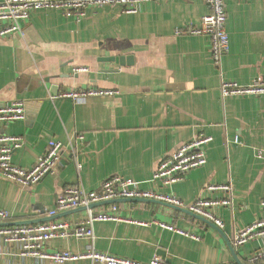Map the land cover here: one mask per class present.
Instances as JSON below:
<instances>
[{
	"label": "crops",
	"instance_id": "0c3cea01",
	"mask_svg": "<svg viewBox=\"0 0 264 264\" xmlns=\"http://www.w3.org/2000/svg\"><path fill=\"white\" fill-rule=\"evenodd\" d=\"M209 12L203 0L147 2L136 14L119 7L90 8L79 20L41 10L25 23L24 36L0 38V105L22 100L26 108L23 120L0 123V134L24 139L13 161L31 167L51 139L64 148L55 171L35 186L0 175V209L11 221L48 217L65 188L98 190L112 175L149 190L159 162L201 133L212 137L206 165L156 191L188 206L202 195L227 196L205 193L211 183L234 186L232 204L219 210L225 236L168 205L120 201L95 207L116 204L121 219L95 222L93 240L58 238L47 250L84 253L92 246L144 263L160 256L166 264H238L228 241L233 246L235 230L264 220V94L225 97L221 86L264 78V0H227L229 49L219 67L206 36L175 33L200 25ZM87 88L118 93L78 100L63 96ZM86 216L85 209L55 220L77 223ZM263 247L259 238L233 246L245 264ZM0 252V264H95L88 258L54 263L25 257L19 243L10 244L2 235Z\"/></svg>",
	"mask_w": 264,
	"mask_h": 264
},
{
	"label": "built area",
	"instance_id": "2783aa9c",
	"mask_svg": "<svg viewBox=\"0 0 264 264\" xmlns=\"http://www.w3.org/2000/svg\"><path fill=\"white\" fill-rule=\"evenodd\" d=\"M159 1L164 0H1L0 38L16 34L24 36V25L36 11L58 10L67 17H74L79 20L86 15L90 8L119 7L124 13L136 14L142 4ZM203 1L207 4L210 12L203 17L201 24L198 26L189 25L186 30L177 28L175 33L206 36L211 44L214 64L219 67L223 56L229 49V35L226 27L227 0ZM117 93L118 91L114 90L87 88L66 91L63 96L78 100L87 96H107ZM221 93L225 97L264 94V78L256 79L249 85L223 82ZM25 115L26 108L22 100L8 101L0 105V123L2 124L23 120ZM211 141V136L201 133L193 140L181 144L171 156L163 158L153 173V188L149 190H142L138 182L123 178L120 175H112L105 179L98 190H87L79 186L65 188L56 199L55 208L48 212V215L53 216L82 206L87 207V216L80 222L50 220L35 224L0 226V235L10 244L19 243L22 256L38 257L54 263L88 258L95 264H166L160 256H155L151 261L144 263L99 252L92 246L84 253H75L70 250L49 251L46 249V245L54 239L71 236L93 240L95 222L114 221L121 219V217L118 211L119 207L116 204H112L107 210H98L89 208V206L93 203L118 198H152L166 201L185 207L191 212L212 221L222 229L224 222L219 216V210L232 204L234 186L231 183H211L205 188V193L216 191L226 193L227 196L224 198H208L202 195L188 206L173 195L156 191L159 185L171 187L182 181L188 172L206 165L208 161L206 147ZM235 141L238 142L239 139L236 138ZM23 144L24 139L21 135L0 134V175L25 187L35 186L55 171V166L64 149L63 144L59 140L51 139L46 152L31 167H24L13 161L14 152L20 149ZM78 168L81 169V165H78ZM261 205L264 207V200ZM8 221H11L10 213L0 209V222ZM163 226L169 230L189 235L174 225L163 224ZM258 238L264 240V220L262 219L235 230L232 244L235 248H239ZM263 260L264 247L247 256L249 264Z\"/></svg>",
	"mask_w": 264,
	"mask_h": 264
},
{
	"label": "water",
	"instance_id": "95a60500",
	"mask_svg": "<svg viewBox=\"0 0 264 264\" xmlns=\"http://www.w3.org/2000/svg\"><path fill=\"white\" fill-rule=\"evenodd\" d=\"M117 60H119V62L124 65V62H123V59L122 58H118ZM120 201H153V202H159L161 204H164V205H168L174 209H177L179 211H183L187 214H190L191 216L203 221V222H206L208 224H210L211 226H213L215 229H217L223 236L224 233L223 231L217 227L212 221L200 216V215H197L193 212H191L189 209L185 208V207H180V206H177V205H174V204H171V203H168V202H163V201H159V200H156V199H152V198H118V199H113V200H106V201H101V202H97V203H93L89 206V208H95L97 206H101V205H104V204H110V203H117V202H120ZM87 210L88 208L87 207H79V208H76V209H72V210H68V211H65V212H62V213H59V214H56V215H53V216H48V217H45L43 219H36V220H24V221H17V222H13V221H8V222H0V226H13V225H24V224H35V223H42V222H46V221H50V220H55L59 217H62L64 215H67V214H70V213H73V212H77V211H81V210ZM229 243V246L231 248V251L237 261L238 264H245L240 258L239 256L237 255V253L235 252V249L233 248V246L231 245V243L228 241Z\"/></svg>",
	"mask_w": 264,
	"mask_h": 264
},
{
	"label": "trees",
	"instance_id": "16d2710c",
	"mask_svg": "<svg viewBox=\"0 0 264 264\" xmlns=\"http://www.w3.org/2000/svg\"><path fill=\"white\" fill-rule=\"evenodd\" d=\"M255 264H264V260L263 261H260L258 263H255Z\"/></svg>",
	"mask_w": 264,
	"mask_h": 264
}]
</instances>
